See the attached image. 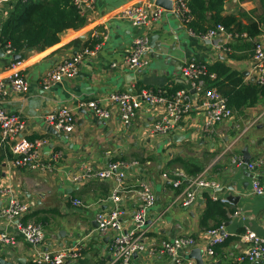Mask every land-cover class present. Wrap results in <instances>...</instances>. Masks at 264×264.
Returning <instances> with one entry per match:
<instances>
[{
	"label": "crops",
	"instance_id": "0c3cea01",
	"mask_svg": "<svg viewBox=\"0 0 264 264\" xmlns=\"http://www.w3.org/2000/svg\"><path fill=\"white\" fill-rule=\"evenodd\" d=\"M146 3L153 4L151 0H94L91 9L86 10V24L82 28L63 31L58 43L51 47L23 52V74L29 90L25 94L9 92L0 105L26 122L24 139L46 140L40 150L42 163H48L55 152H59L60 157L53 162L50 171L14 168L9 148L0 143V209L7 205L11 196L26 204L29 211L20 221L42 226L44 250H61L81 244V256L68 264H109L107 241L104 242L103 237L94 240L93 222L96 213L112 209L110 196L116 182L112 178L84 175H88L87 168L100 171L110 162H123L126 167L119 169L126 176L120 203L127 213L121 220L123 231L131 226L128 214L138 206L134 191L147 183L156 194L155 206L149 214L153 220L150 235L154 241L191 237L196 242L192 249L203 252V264H235L233 257L245 246L240 240L244 228L264 237V196L257 197L251 192L254 178L264 187V96L252 106L233 110L228 120L206 129L204 116L198 111V101L182 77L181 69L187 62H203L209 70L219 63L236 71L243 84H261L253 70L252 55L254 42L264 39V0H226L221 13L222 16H235L243 26L260 20V33L256 37L229 38L227 33H219L210 40L190 35L188 26L168 12L142 28L121 18V13L129 6ZM8 11V5H0V25ZM142 35L151 39L146 55L148 64L133 71L128 69L125 59L133 39ZM95 47L96 54L81 62L76 76L65 78L48 89L41 86V78L57 64L84 48ZM12 56L5 54L0 58V81L7 86ZM213 86L223 95L224 90ZM141 89L167 92L187 89L194 108L167 135L151 133L160 111L145 104L134 122L124 128L116 107L107 98L112 93ZM91 100L108 109L111 118L98 120L91 112L76 109L79 101ZM61 107L73 111L74 130L68 134H49L45 117ZM243 150L251 162L262 160L261 167L250 171L245 165L235 166L233 158L242 157ZM163 174L168 178L181 174L182 180L202 174L215 182L218 189H198L195 203L184 208L172 203L182 195L186 181L174 188ZM74 176L80 179L73 182ZM212 194L227 200L235 196L238 201H213ZM74 200L82 205L74 206ZM219 226H223L227 238L213 248L212 256H208L207 231ZM3 231L14 233L15 229L0 218V232ZM34 256L35 250L21 238L14 248L0 244V257L13 264H35ZM189 259L196 264L194 259ZM134 260L143 264H173L166 256L152 259L138 256Z\"/></svg>",
	"mask_w": 264,
	"mask_h": 264
},
{
	"label": "built area",
	"instance_id": "2783aa9c",
	"mask_svg": "<svg viewBox=\"0 0 264 264\" xmlns=\"http://www.w3.org/2000/svg\"><path fill=\"white\" fill-rule=\"evenodd\" d=\"M15 0H0L1 4H10ZM24 1V0H23ZM94 0H75L79 12L86 15V10L91 9ZM167 11L146 3L144 5H132L126 8L121 14V18L131 22L137 28L148 25L149 22L158 20L161 15ZM168 13L175 14L181 22L187 26L191 20L190 11L186 0H172V10ZM188 33L199 40H210L219 33H227L229 38L246 37L245 33L227 32L224 27L217 24L213 28L207 29L204 33L194 32L190 28ZM97 36V33H94ZM149 37L142 35L133 39L132 47L125 59L128 69L138 71L146 67L148 64L146 55L149 51ZM253 70L255 71L258 81L264 83V39L254 42L253 45ZM4 53L12 56L13 51L6 46ZM95 48H84L80 52L74 54L68 59L57 64L49 73L44 75L41 80V86L48 89L56 83L61 82L65 78H72L77 75L79 65L88 57L96 54ZM22 60H11L8 65L10 72L9 85L0 81V104L8 96L9 92L17 94H25L29 90V84L23 74ZM115 67V64H112ZM182 77L188 82V86L193 91V96L198 101V108L204 116V127L209 129L216 124L228 120L233 110L228 107L226 98L221 95L212 85V81L216 79L208 66L203 62H187L181 69ZM112 106H115L118 112L119 121L124 128H128L135 120L137 113L142 105L159 109L160 116L153 123L151 133L167 135L179 123L182 118L192 111L194 108L192 97L187 89H179L174 92L167 90H149L141 89L137 92H118L112 93L107 98ZM76 109H84L91 112L98 120H109L111 112L104 108L98 101H79ZM46 122L57 132L71 133L75 127V115L71 109L61 107L50 112L45 117ZM26 122L17 114L10 113L3 109L0 105V143L9 148L12 154V166L14 168L25 169H41L42 171H50L59 157L60 153L55 152L48 163L40 161V150L46 144V140L37 139L29 141L24 139V131ZM233 164L237 167L245 165L242 157L233 158ZM262 160L249 162L246 168L254 171L261 167ZM137 166V163H134ZM123 162H110L105 169L94 171L87 168L86 177H97L99 179H114L116 187L113 189L110 199L113 207L109 211L98 212L94 216L97 227L94 229L96 237H108V253L110 255L109 264H133L134 258L144 256L152 259L158 256H166L172 260L173 264H194L188 258L187 254L195 247L196 242L191 237L178 236L170 240L154 241L152 239V218L150 210L155 206L156 194L152 187L147 183H143L139 188L135 189V198L138 200L137 208L129 213L131 226L123 231L121 228V220L127 216L126 211L120 206L122 201L121 193H123V181L125 180V172L120 168H125ZM170 181L174 188H178L186 181V187L181 196L177 197L172 204H178L181 207L188 208L195 203L196 191L198 189L217 190L218 185L203 177L202 174L182 180L181 174L168 178L166 174L162 175ZM80 178L73 177V182H77ZM6 193L8 190L5 191ZM251 192L257 197L264 196V187L258 179L254 178L251 182ZM211 200L221 203L229 201L223 197L219 198L212 194ZM74 206H81L79 200L73 201ZM177 205V206H178ZM29 208L26 204L20 202L16 197H10L7 205L0 209V218L6 220L14 226V233L0 232V244L7 248L17 246L18 238H21L28 246L35 250V264H68L75 262L81 256L83 246L76 244L73 246L62 248L61 250H44L42 249L45 233L41 225L35 223H22L20 219ZM238 213V212H237ZM111 232H113L111 234ZM209 244L206 248V254L212 256L213 248L222 244L226 238L223 226L212 228L207 231ZM240 240L245 245L243 251L233 257L235 264L258 263L264 262V237L258 236L249 228H244L240 234ZM82 247H81V246Z\"/></svg>",
	"mask_w": 264,
	"mask_h": 264
},
{
	"label": "trees",
	"instance_id": "16d2710c",
	"mask_svg": "<svg viewBox=\"0 0 264 264\" xmlns=\"http://www.w3.org/2000/svg\"><path fill=\"white\" fill-rule=\"evenodd\" d=\"M186 1L191 16L187 26L194 32L204 33L220 24L227 32L246 33L249 38L260 33V20L243 26L235 16H222L226 0ZM7 5V18L0 25V46H9L14 55L20 56L19 60L23 59L24 51L51 47L58 43L63 31L78 30L86 24L85 15L79 12L75 0H15ZM210 70L216 75L213 85L224 90L222 94L232 110L252 106L264 96V84H243L236 71L219 63Z\"/></svg>",
	"mask_w": 264,
	"mask_h": 264
},
{
	"label": "water",
	"instance_id": "95a60500",
	"mask_svg": "<svg viewBox=\"0 0 264 264\" xmlns=\"http://www.w3.org/2000/svg\"><path fill=\"white\" fill-rule=\"evenodd\" d=\"M151 2L157 6L160 7L161 9L169 12L172 10V0H151ZM149 42L151 43V39H149ZM149 45L151 46V44ZM5 56L4 51L0 48V58H3ZM20 56L19 55H13L12 60L16 61L19 60ZM47 133L56 135L57 131L54 130L51 126H48ZM173 139L175 137L173 136ZM242 162L246 165L250 162V156L246 152V150L242 151ZM229 202L236 203L238 201V197L235 196H229L228 197ZM93 227L96 228L97 224L96 222H93ZM98 237H94V240H97ZM104 242L108 241V237L104 238ZM188 258L194 259L196 264H203V252L198 249H192L191 252L188 254ZM0 264H13L10 261H7L3 258L0 257Z\"/></svg>",
	"mask_w": 264,
	"mask_h": 264
},
{
	"label": "rangeland",
	"instance_id": "374dc122",
	"mask_svg": "<svg viewBox=\"0 0 264 264\" xmlns=\"http://www.w3.org/2000/svg\"><path fill=\"white\" fill-rule=\"evenodd\" d=\"M133 263H134V264H143V263H141V262L138 261V260H133Z\"/></svg>",
	"mask_w": 264,
	"mask_h": 264
}]
</instances>
